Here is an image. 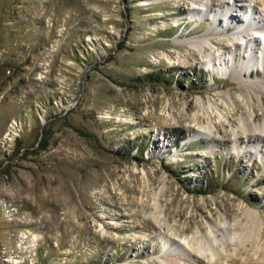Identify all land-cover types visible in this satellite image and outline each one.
Here are the masks:
<instances>
[{
    "label": "rangeland",
    "instance_id": "rangeland-1",
    "mask_svg": "<svg viewBox=\"0 0 264 264\" xmlns=\"http://www.w3.org/2000/svg\"><path fill=\"white\" fill-rule=\"evenodd\" d=\"M209 1L0 0V264L264 263V39Z\"/></svg>",
    "mask_w": 264,
    "mask_h": 264
},
{
    "label": "bare ground",
    "instance_id": "bare-ground-1",
    "mask_svg": "<svg viewBox=\"0 0 264 264\" xmlns=\"http://www.w3.org/2000/svg\"><path fill=\"white\" fill-rule=\"evenodd\" d=\"M252 2L258 3L261 10L260 11L255 10L254 7H252L251 5ZM195 3L199 4L202 7V9H204L205 11H212V9L210 8L209 0H195ZM212 3L219 5L221 7L219 14L222 15L224 18L229 19L227 20L228 27L231 26L230 19L233 18L239 22H243L241 26L244 27L245 25H247L245 28L247 30L251 29V27L248 24L254 25L255 28L257 29L256 31V33H258L257 35L260 36V38L263 37L264 39V0H213ZM197 10L199 9L196 7H193L191 13L196 14ZM247 36H249V42L251 43L252 48L253 49L259 48L260 52H262V57L264 61V47L262 48L259 47L260 44L258 43V37H256L255 34H252L251 32H248ZM214 43L216 42L214 41ZM242 47H244L243 43L237 44V48L241 49ZM204 49H205V45L203 44L201 45V50H204ZM223 52L230 54L231 47H223ZM256 58L258 57H251L244 65L245 67H243V70L251 74L253 70L255 69L254 62ZM260 68L257 70L260 71L261 70ZM262 70L264 71V67ZM256 86L264 89V73H263L262 80L256 82ZM241 128L245 130V134L247 135L249 141H253V139H257L258 141L264 140V117L261 122L256 123V124L250 123L248 119L243 120ZM234 129H235V131H233L234 134H237L238 130L236 128ZM160 195H161V191L156 194V197H154V202L152 204L154 211H155L154 217L159 223L162 221V219L160 218L161 212H162V209L160 206ZM244 212L247 215L248 219L246 220V224L244 223L245 225L241 227L242 229L237 232V237L239 236L238 237L239 239H237V241L239 240L240 244L241 243L243 244L245 241H247L249 237H253L254 235L252 234L256 232L257 230H259L261 223H262V219L259 218L254 211L245 210ZM217 226L216 225L211 226V230H210L211 234L209 233V235H206L205 239H199L197 238V236H194L191 240H189L188 242L191 248L189 250V253H195V254H198L199 256L202 255V257L206 258L207 260H210L212 257H214V255L216 256L215 253L217 252V250L215 248V245H216L215 243L222 242V245H224L225 250L227 249V247L229 249L230 241H228L227 239H222V237H225V235L228 233L227 231L230 230V228H232L233 230L234 227L226 226L224 228H221L220 232L217 233L216 231L219 230V227ZM228 236L230 237L231 235L228 234ZM207 250L209 251V253H207ZM217 255H218V252H217ZM162 264H181V263L164 260Z\"/></svg>",
    "mask_w": 264,
    "mask_h": 264
}]
</instances>
